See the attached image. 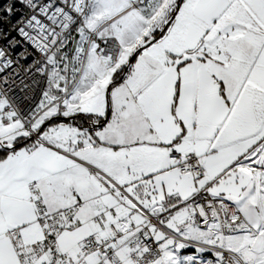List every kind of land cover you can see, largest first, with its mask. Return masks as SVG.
<instances>
[{
  "label": "snow or ice",
  "instance_id": "snow-or-ice-1",
  "mask_svg": "<svg viewBox=\"0 0 264 264\" xmlns=\"http://www.w3.org/2000/svg\"><path fill=\"white\" fill-rule=\"evenodd\" d=\"M0 264H264V0H0Z\"/></svg>",
  "mask_w": 264,
  "mask_h": 264
}]
</instances>
